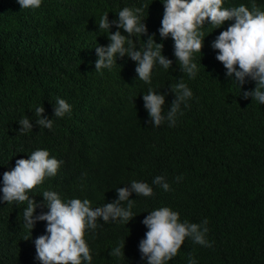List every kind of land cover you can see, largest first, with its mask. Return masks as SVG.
I'll return each mask as SVG.
<instances>
[{"label": "trees", "instance_id": "16d2710c", "mask_svg": "<svg viewBox=\"0 0 264 264\" xmlns=\"http://www.w3.org/2000/svg\"><path fill=\"white\" fill-rule=\"evenodd\" d=\"M252 4L264 11V0H224L227 8ZM124 7L143 9L148 32L133 34L134 47L143 48L154 35L173 61L170 69L157 63L150 84L139 80L138 62L127 55L117 54V64L96 72V47L111 43L97 23L105 13L117 20ZM163 15L161 0H42L39 8L24 10L18 0H0V264H43L35 240L48 235V222L37 220L31 230L23 219L27 202L2 200L3 174L38 149L62 163L55 176L28 192L37 217L50 211L44 191L101 207L132 181L153 188L152 196L129 197L135 200L129 223L101 217L87 231L91 264H147L139 248L148 231L142 221L161 207L177 211L181 222L206 219L212 245L186 238L167 264H189L190 258L196 264H264V104L243 98L256 82L247 77L240 89L212 47L235 21L217 29L206 22L202 53L193 58L198 71L190 78L174 55L172 37L160 36ZM117 30L128 35L113 25L111 32ZM181 78L192 97L181 104L174 126L167 120L153 126L143 95L149 89L165 95L167 112L176 99L171 86ZM57 98L71 105L62 118L54 117ZM43 106L51 129L35 122L34 110ZM26 116L33 130L20 133ZM157 176L169 191L153 183ZM120 244L124 255L111 256Z\"/></svg>", "mask_w": 264, "mask_h": 264}, {"label": "clouds", "instance_id": "9594fccd", "mask_svg": "<svg viewBox=\"0 0 264 264\" xmlns=\"http://www.w3.org/2000/svg\"><path fill=\"white\" fill-rule=\"evenodd\" d=\"M164 4V15L159 29L162 38L172 37L174 40V55L177 57L183 73L190 78H195L198 66L193 62L195 53H202L205 34L203 29L206 22L211 26L220 28L226 21L235 22L227 30L222 31L212 43L214 50H218L216 59L227 69L226 75L235 76L240 89L246 78L250 77L256 82L254 91H244L243 98H254L264 104V11L255 4L251 9L245 5L238 7H224V0H161ZM22 10L37 9L42 0H18ZM118 19L109 21L108 13H105L97 23L100 32H108L111 43L107 47H96L98 60L95 62L96 72L102 69H111L117 64L116 57L127 55L133 61L138 62L136 72L139 80L151 83V75L158 63L165 69L172 67L173 61L166 58L163 53V43H157L155 36H150L144 47L137 50L132 39L133 34L146 35L147 26L142 21V8L124 7L118 13ZM113 25L117 29H123L128 33L123 35L117 30L111 32ZM128 47H125V45ZM176 99L172 102L167 112L164 110L165 95L158 94L149 89L143 95L153 126H160L165 120L170 126L175 125L177 114L181 104L192 97L193 93L188 88L183 78L171 86ZM71 112V105L62 98H57L54 104V117L62 118ZM35 122L40 127L51 129L53 119L44 116L45 108L36 107ZM20 133L33 130L32 120L27 116L19 121ZM61 161L50 157L48 150H35L27 159L16 160V165L11 171L3 174V197L7 203L17 204L27 202L23 209L25 227L34 228L37 220L47 221L46 232L35 240L38 259L43 264H91L92 255L86 241L89 229L97 228V221L103 218L104 222L110 220L129 223L134 218L132 207L135 200L129 199L133 192L140 197L153 195V188L146 182L132 181L130 185L116 189L119 198L113 203L103 206L95 205L89 199H70L63 201L58 193L44 191L42 193L49 212L35 216L38 207L36 201L29 197L28 192L42 185L47 177L57 174ZM181 179L180 177L177 180ZM153 183L161 186L164 191L170 190V185L165 182L163 176L154 178ZM122 202H127L124 207ZM147 226L146 238L140 242L139 248L143 257L147 258V264H167L181 249L186 238L194 243L211 247L207 241L206 227L208 221L202 224L191 223L187 220L180 221V215L170 207H161L153 210L142 221ZM123 249V252L121 251ZM125 244H120L111 252V256L124 255ZM189 264H196L194 258H190Z\"/></svg>", "mask_w": 264, "mask_h": 264}]
</instances>
